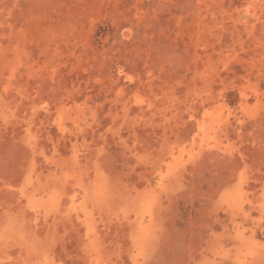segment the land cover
<instances>
[{"label":"rangeland","instance_id":"1","mask_svg":"<svg viewBox=\"0 0 264 264\" xmlns=\"http://www.w3.org/2000/svg\"><path fill=\"white\" fill-rule=\"evenodd\" d=\"M0 264H264V0H0Z\"/></svg>","mask_w":264,"mask_h":264}]
</instances>
